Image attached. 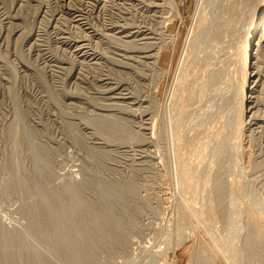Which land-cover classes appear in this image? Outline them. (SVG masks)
Instances as JSON below:
<instances>
[{
  "label": "rangeland",
  "instance_id": "obj_1",
  "mask_svg": "<svg viewBox=\"0 0 264 264\" xmlns=\"http://www.w3.org/2000/svg\"><path fill=\"white\" fill-rule=\"evenodd\" d=\"M72 1L0 0V264H263L264 63L240 119L241 39L211 28L220 1L177 87L197 0ZM139 15L132 45L161 41L162 75L143 45L121 57Z\"/></svg>",
  "mask_w": 264,
  "mask_h": 264
},
{
  "label": "bare ground",
  "instance_id": "obj_2",
  "mask_svg": "<svg viewBox=\"0 0 264 264\" xmlns=\"http://www.w3.org/2000/svg\"><path fill=\"white\" fill-rule=\"evenodd\" d=\"M67 1V0H66ZM72 0H68V2H71ZM99 1V0H98ZM109 1V0H108ZM150 1V0H149ZM209 0H197L196 2V9L193 13V22H192V25L190 26L189 30H188V35L187 37L185 38V42L183 44V49L181 51V55H180V58H179V62H178V65H177V69H176V74H175V78H174V82L176 83V87L179 86L180 82L182 80L181 79V76H182V72H184L185 70H183L185 68V66L187 65L186 63L188 62V59L190 58L191 56V53L193 52L194 48H197L199 47L200 43L202 41H204L205 39L203 38L202 36V33L206 34L208 32L205 33L204 31V28H203V23H204V20H206V13H205V10H206V5L209 4L208 2ZM220 1V4H219V14H217L218 16H216L214 19L213 18H210V19H213V26L211 28H218L219 32H223L224 30H226L229 26L232 27V30L235 31V33H238L239 34V38L241 39V44L239 45L240 49H238V53L236 55H240L239 56V59L241 58V69H242V73H243V78H242V82H241V94H240V109L238 110V114H237V117H239L240 119L244 116H249L251 113V111L253 112V108L255 107V103H254V99H253V96H251V93L250 94H246L245 90H248L251 92V88L252 86L248 87V83H252V85H255L257 84L256 82L257 81V73L256 72V63L257 61H260L259 62H263L264 63V48L262 49V46L264 45V0H219ZM73 2V1H72ZM97 2V1H96ZM103 2V1H102ZM107 2V1H106ZM208 2V3H207ZM110 3V2H109ZM112 3V2H111ZM95 4V3H94ZM100 4V3H99ZM104 4V2H103ZM107 5V4H106ZM146 5V4H145ZM167 5H169L168 7L172 10H174L176 8V5L173 3L172 0H168L166 2V7ZM132 6V4H131ZM155 6V5H154ZM124 7V6H123ZM38 8V7H37ZM118 8V7H117ZM133 8V6L131 7ZM174 8V9H173ZM128 9V8H127ZM135 9V8H134ZM133 9V10H134ZM129 10H131L129 8ZM138 10V9H137ZM154 11V10H153ZM103 12V11H102ZM125 12V11H124ZM137 12V11H136ZM135 12V13H136ZM141 12V11H140ZM115 13V12H114ZM131 13V12H130ZM218 13V12H217ZM129 14V13H128ZM132 14V13H131ZM134 14V13H133ZM243 15V16H242ZM155 16V15H154ZM57 17V16H56ZM139 17H141L139 19V23H136L137 25H133L134 27H137L136 30L134 31H130L127 29L128 27V24H127V27L124 26V30L123 31H119L120 33L122 34H119L117 35L116 37H118L120 40V42H117L118 43V46H121L119 48V50L121 49V51H123V53L120 52L121 54V57H127V58H135L133 57L132 55H126L125 54V51H129L135 47L136 49L138 48L140 50V48L142 47L141 44L139 47L135 46V45H132L133 41H140L142 40L143 38L147 37L146 35V29L142 28L144 27L145 22H147L146 20L143 19L142 15ZM146 17V15L144 16ZM210 17V16H209ZM80 18V17H79ZM129 18V17H128ZM127 18V19H128ZM133 18V17H132ZM159 18V17H158ZM82 19V18H81ZM104 19V18H103ZM118 19V17H117ZM122 19V17H121ZM127 19H123V23L121 24V27L127 23ZM77 20V19H76ZM118 21V20H117ZM120 21V20H119ZM132 21V20H131ZM159 21V19H158ZM135 22V21H134ZM157 22V21H156ZM208 22V21H207ZM206 22V23H207ZM210 22V23H212ZM215 22L217 24H215ZM241 22L239 28H238V24ZM130 23V22H129ZM161 23V27L159 30V34H160V37L162 41H166V38H168V41L172 40V35H167V34H164L166 32V24L164 20H162V17L160 16V22ZM116 25V24H114ZM149 25V24H148ZM147 25V26H148ZM209 25V24H208ZM207 25V26H208ZM215 25V27H214ZM119 26V25H118ZM153 26V25H152ZM157 26V25H156ZM131 27V25L129 26ZM210 27V26H209ZM234 27V29H233ZM126 28V29H125ZM216 28L214 29V31L216 30ZM242 28V29H240ZM210 29V28H209ZM114 31V30H113ZM151 31V30H150ZM204 31V32H203ZM212 32H214L213 30H211ZM210 31V32H211ZM217 31V30H216ZM215 31V32H216ZM218 31L216 33H218ZM156 32V31H155ZM232 32V31H231ZM153 33V31L151 32ZM230 33V31H229ZM235 33L233 32V34L235 35ZM232 34V35H233ZM109 35H112V34H109ZM142 35V36H140ZM163 35H167V37L163 36ZM207 35V34H206ZM214 33H211V37H214L216 35H214ZM233 35V36H234ZM163 36V37H162ZM202 36V37H201ZM232 36V37H233ZM49 37V36H48ZM108 37V36H107ZM136 37V38H134ZM210 36V40L212 39ZM238 37V36H237ZM134 38V39H133ZM202 38L204 40H202ZM34 39V38H33ZM46 39V38H45ZM77 39V38H76ZM214 39V38H213ZM48 40V39H47ZM226 40V39H225ZM147 41V40H145ZM155 41V40H154ZM151 42V41H150ZM153 42V41H152ZM205 42V41H204ZM146 43V42H145ZM148 43V42H147ZM46 44V43H45ZM134 44V43H133ZM150 44V43H148ZM153 44V45H152ZM151 45H148L150 47H148L147 45H143V47L145 48L144 50L147 51V49H149L147 54H144L145 56V60L150 58L151 60H147L144 64L146 63H149L151 67H153L160 75L164 74L166 72V69H164L160 64H159V58H160V54H161V50L162 49V42L160 41V44H158L157 42L155 43H152ZM204 44V43H203ZM211 44V43H210ZM112 45V44H110ZM202 46V43L201 45ZM75 47V46H74ZM82 47V46H81ZM98 47V46H97ZM142 47V48H143ZM216 47V46H215ZM264 47V46H263ZM202 48V47H201ZM200 48V49H201ZM217 48V47H216ZM118 49V48H117ZM203 49V48H202ZM236 49V48H235ZM108 50V49H107ZM112 50V49H111ZM114 50V49H113ZM135 50V49H134ZM214 50V49H213ZM133 51V50H132ZM211 51V50H210ZM235 51V50H234ZM135 52V51H134ZM209 52V51H208ZM233 52V51H232ZM236 52V51H235ZM81 53V52H80ZM143 53V52H142ZM204 53V52H203ZM202 53V54H203ZM206 53V52H205ZM73 54V53H72ZM116 54V52H115ZM130 54V53H129ZM227 54V53H226ZM97 55V54H96ZM123 55V56H122ZM126 55V56H125ZM137 55V54H136ZM141 56H143L142 54H140ZM193 53H192V56L191 58L193 57ZM197 55V54H196ZM232 55V54H231ZM131 56V57H130ZM135 56V55H134ZM138 56V55H137ZM136 56V57H137ZM226 56V55H224ZM91 57V56H90ZM103 57V56H102ZM116 57V56H115ZM118 57V56H117ZM140 57V56H138ZM197 57V56H196ZM238 57V56H237ZM236 57V58H237ZM195 58V57H194ZM260 58V59H259ZM93 59V58H92ZM115 59V58H114ZM139 59V58H138ZM198 59V58H197ZM259 59V60H258ZM95 60V59H93ZM118 60V59H116ZM122 60V59H120ZM134 60V59H133ZM136 60V59H135ZM190 60V59H189ZM210 60V59H209ZM228 60V59H227ZM235 60V59H234ZM238 60V58H237ZM44 61V60H43ZM99 61V60H98ZM123 61V60H122ZM122 61H119L120 62V65L121 63H123ZM128 61V59H127ZM125 61V62H127ZM138 61V60H137ZM72 62V61H71ZM117 62V63H119ZM130 62V61H129ZM144 62V60H143ZM194 62V61H193ZM237 62V61H236ZM45 63V62H44ZM128 63V62H127ZM142 63V62H141ZM190 63V62H189ZM86 64V63H85ZM235 64V63H234ZM239 64V63H238ZM119 65V66H120ZM128 65V64H127ZM132 65V64H131ZM134 65V64H133ZM264 65V64H262ZM66 66V65H65ZM86 66V65H84ZM191 66V65H190ZM114 67V66H113ZM123 67V66H122ZM150 67V68H151ZM126 68V67H125ZM187 68V67H186ZM260 68V67H259ZM100 69V68H99ZM129 69V68H128ZM131 69V68H130ZM189 69V68H188ZM93 70V69H92ZM187 70V69H186ZM155 71V72H156ZM189 71V70H188ZM186 72V71H185ZM184 72V73H185ZM208 72V71H207ZM214 74V73H213ZM256 75V76H255ZM187 76V75H186ZM192 76V75H191ZM254 77V78H253ZM207 78V77H206ZM210 78V77H209ZM253 78V79H252ZM180 80V81H179ZM210 80V79H209ZM206 81V80H205ZM118 82V81H117ZM189 82V81H188ZM199 82H197L198 84ZM205 83V82H204ZM208 83V82H207ZM184 86V85H183ZM182 86V87H183ZM258 86V85H257ZM112 87H115V86H112ZM195 86H193L194 88ZM197 87V86H196ZM195 87V88H196ZM192 88V89H193ZM176 89V88H175ZM255 89V88H253ZM113 90V89H112ZM111 91V90H110ZM120 91V90H119ZM123 91V90H122ZM121 92V91H120ZM119 92V93H120ZM130 92V91H129ZM116 93V92H115ZM118 93V92H117ZM118 93V94H119ZM179 93V92H178ZM186 93V92H185ZM114 94V93H113ZM122 94V93H120ZM170 94V93H169ZM198 94V93H197ZM116 95V94H115ZM182 95V94H181ZM185 95V94H184ZM194 95V94H193ZM126 96V95H125ZM183 96V95H182ZM118 97V95H117ZM179 97V96H178ZM189 97V96H188ZM124 98V97H123ZM256 98V97H255ZM180 102V101H179ZM234 103V102H233ZM236 103V102H235ZM165 104V103H164ZM182 104V102H181ZM173 105V104H172ZM175 105V104H174ZM238 105V103H237ZM179 106V105H178ZM198 106V105H197ZM180 107V106H179ZM182 107V106H181ZM235 107V106H234ZM180 110V109H179ZM236 111V110H235ZM180 112V111H179ZM175 113V111H174ZM177 113V112H176ZM182 113V111H181ZM173 114V112H172ZM174 115V114H173ZM182 115V114H181ZM175 117V116H174ZM173 117V118H174ZM179 118V117H178ZM147 119V118H146ZM171 120V118L169 119ZM175 120V119H174ZM239 120V119H238ZM245 120V119H244ZM133 121V120H132ZM178 121V120H177ZM145 122V121H144ZM238 125V123H237ZM244 125V124H243ZM240 126V125H239ZM242 126V125H241ZM240 126V127H241ZM238 127V126H237ZM239 127V128H240ZM178 128V127H177ZM242 128V127H241ZM172 129V128H171ZM238 129V128H237ZM156 130V129H155ZM178 130V129H177ZM242 130V129H241ZM175 131V130H174ZM238 134V133H237ZM236 134V135H237ZM242 134V133H241ZM150 136V135H149ZM239 136V135H237ZM236 136V137H237ZM239 138V137H238ZM147 139V138H146ZM236 139V138H235ZM202 140V139H201ZM238 141V139H237ZM184 142V141H183ZM174 145V143H172ZM182 144V143H181ZM204 144V143H203ZM202 144V146H203ZM238 145V144H236ZM209 147V146H208ZM203 150V149H202ZM185 166V165H184ZM216 171V170H215ZM211 173V172H210ZM215 173V172H214ZM195 176V175H194ZM216 176V175H215ZM210 177V176H209ZM212 178V177H211ZM227 178V177H226ZM225 178V179H226ZM220 180V179H219ZM198 181V180H197ZM221 181V180H220ZM217 183V181H216ZM222 182L219 183V185H221ZM216 185V184H215ZM218 185V184H217ZM213 187V186H212ZM218 187V186H217ZM216 187V188H217ZM215 188V189H216ZM224 188V186H223ZM214 189V188H213ZM218 189V188H217ZM222 189V188H220ZM211 191V190H210ZM215 190H213L214 192ZM216 192V191H215ZM220 192V190L218 191V193ZM222 192V191H221ZM217 193V194H218ZM219 195V194H218ZM220 196V195H219ZM199 199V198H198ZM197 211V210H196ZM205 211V210H203ZM199 212V211H198ZM203 216V215H202ZM203 221V220H202ZM118 227V226H117ZM263 227V226H262ZM250 228V227H249ZM263 229V228H262ZM250 230V229H249ZM102 231V230H101ZM88 232V231H87ZM251 235V233H248ZM85 235V234H84ZM244 238V237H243ZM253 237H250L248 239H246L245 241H247V245L251 246L253 248V246H255L254 248L258 250V254L261 253V249H258L256 245H254L255 243L253 242ZM254 243V244H253ZM62 245V244H61ZM69 246V245H68ZM263 251V250H262ZM86 255V254H85ZM259 256V255H258ZM261 257L259 259L262 258V261H263V264H264V252L260 255ZM229 259V258H228ZM226 258V260L228 261L229 264H234L232 262H230ZM240 261V260H239ZM246 263V262H245ZM27 264V263H26ZM247 264V263H246ZM260 264V263H259Z\"/></svg>",
  "mask_w": 264,
  "mask_h": 264
}]
</instances>
